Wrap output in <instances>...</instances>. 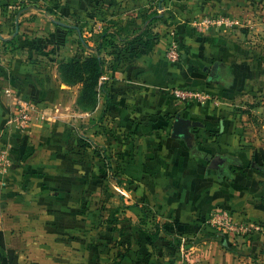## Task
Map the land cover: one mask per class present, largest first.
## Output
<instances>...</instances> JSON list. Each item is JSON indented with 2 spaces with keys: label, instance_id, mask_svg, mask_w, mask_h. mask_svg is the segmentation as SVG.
<instances>
[{
  "label": "crops",
  "instance_id": "crops-1",
  "mask_svg": "<svg viewBox=\"0 0 264 264\" xmlns=\"http://www.w3.org/2000/svg\"><path fill=\"white\" fill-rule=\"evenodd\" d=\"M21 1L0 2V133L6 128L11 161L0 177V264H29L34 254L45 259L39 254L62 241V202H79L86 190L98 194L99 171L114 172L116 158L126 185L115 188L123 222L132 228L120 264H250L248 238L264 236V168L253 162L264 164V151L242 146L225 107L241 78L251 77L250 65L226 31L196 32L190 24L199 16L234 12L237 0ZM154 11L161 19L150 25L152 36L124 46L118 62L105 54L97 104L78 108L81 85L62 82L57 69L73 60L65 46L70 35L76 46L85 39L88 46L78 47L85 57L104 26L132 23L134 30L140 27L129 32L132 39ZM172 43L176 61L165 55ZM214 62L220 73L212 81ZM226 75L231 81L223 86ZM174 87L209 98L178 100ZM106 95L109 108L102 113ZM30 103L35 108L22 127L18 114ZM177 114L196 122L188 128L190 146L171 135ZM99 120H106L104 135ZM96 141L106 147V167ZM215 210L246 219L249 237L204 224Z\"/></svg>",
  "mask_w": 264,
  "mask_h": 264
},
{
  "label": "rangeland",
  "instance_id": "rangeland-1",
  "mask_svg": "<svg viewBox=\"0 0 264 264\" xmlns=\"http://www.w3.org/2000/svg\"><path fill=\"white\" fill-rule=\"evenodd\" d=\"M224 15L234 21V25L225 30L226 35L236 45L243 47V61L249 63L251 70V77L241 78V87L237 93L232 98L227 97L225 106L229 111L227 116L230 115L233 119L239 142L243 147L264 151V0H237L235 11ZM70 36L65 45L69 51L68 58L76 59L81 54L75 45V35ZM59 52L61 58H67L63 56L62 48ZM218 76L213 78L216 79ZM230 81L231 77L227 75L223 77V86L228 85ZM75 88H72L71 96H74ZM100 122H104L101 126L104 135L107 130L106 120ZM111 130L109 128V131ZM96 142L95 148L99 146L98 150H103L98 155L100 166L106 167L110 164L109 155L104 151L106 147L104 142ZM83 160L88 164H95L94 159L89 157ZM260 161L253 158L256 168L261 166L264 168ZM114 165V172L106 174L99 171V179L103 183L97 190L98 194L93 192L91 197V190H86L79 202L68 204H64L65 200L62 202V241L53 243L49 254H39V257L47 255L45 259L37 258L34 254L36 258H32L29 264H118L126 254L130 240L128 234L132 228L123 222L124 207L118 201L120 193L115 188L121 189L126 185L123 183L126 179L119 159L116 158ZM249 234L250 232L242 235L247 239ZM54 236L56 235L52 234V239ZM55 238L57 239V236ZM250 240H252V248L248 249L250 264H264V236L259 234L255 238L249 237L248 241Z\"/></svg>",
  "mask_w": 264,
  "mask_h": 264
},
{
  "label": "trees",
  "instance_id": "trees-1",
  "mask_svg": "<svg viewBox=\"0 0 264 264\" xmlns=\"http://www.w3.org/2000/svg\"><path fill=\"white\" fill-rule=\"evenodd\" d=\"M156 11L150 12L143 19V29L140 34L135 38L128 39L129 32L133 33L138 31L140 27H136L134 30V24L129 23L124 26L112 23V25H106L100 32L95 34V49L91 54H87L85 57H79L71 61L60 62L57 66L59 77L62 82L68 85L80 84L81 88L76 98V105L83 111L92 110L98 101L99 83L101 76L104 74L106 60L105 54H114L116 62L120 60V56L123 53L124 46L132 45L135 43L137 37L152 36L150 25L160 20ZM69 32L73 29H68ZM82 32V30H81ZM78 47L85 49L88 44L80 38L77 39ZM109 108V99L106 95L102 113ZM204 223V220L202 221ZM120 264V261L118 262Z\"/></svg>",
  "mask_w": 264,
  "mask_h": 264
},
{
  "label": "built area",
  "instance_id": "built-area-1",
  "mask_svg": "<svg viewBox=\"0 0 264 264\" xmlns=\"http://www.w3.org/2000/svg\"><path fill=\"white\" fill-rule=\"evenodd\" d=\"M3 4L13 5L16 3L22 2L21 0H0ZM192 28L196 32H200L203 30H223L225 31L227 28L232 27L234 25V21L231 17L226 16L224 14L217 15H203L197 18H194L190 21ZM165 55L168 60L176 61L178 59V48L176 43H172L165 51ZM172 95L182 101H198L200 103H204L208 98V94L193 90V89H180L174 87L172 89ZM31 105H24L21 107V112L18 114V122L23 127L29 119L28 112L34 110L35 104L30 103ZM6 128L0 133V177L7 174L11 161L8 154V142L5 140ZM204 224H207L211 228L218 229L221 231H230L234 234L242 235L247 233L250 229L249 223L246 219H239L237 217L232 216L227 211L224 210H215L210 212L207 217L204 219Z\"/></svg>",
  "mask_w": 264,
  "mask_h": 264
},
{
  "label": "water",
  "instance_id": "water-1",
  "mask_svg": "<svg viewBox=\"0 0 264 264\" xmlns=\"http://www.w3.org/2000/svg\"><path fill=\"white\" fill-rule=\"evenodd\" d=\"M218 63L214 62L212 66V70L210 73V78L212 80H215L212 75V71L217 68ZM196 122H192L188 119L181 118L178 114L175 116V119L173 120L172 123V129H171V135L173 137H178L182 138L185 140V142L190 146L193 140L192 134L189 132V126H195ZM221 128H222V123H221Z\"/></svg>",
  "mask_w": 264,
  "mask_h": 264
},
{
  "label": "flooded vegetation",
  "instance_id": "flooded-vegetation-1",
  "mask_svg": "<svg viewBox=\"0 0 264 264\" xmlns=\"http://www.w3.org/2000/svg\"><path fill=\"white\" fill-rule=\"evenodd\" d=\"M219 73H220V70L218 69V67L215 68V69L212 71V75H213L214 77H217V76L219 75Z\"/></svg>",
  "mask_w": 264,
  "mask_h": 264
}]
</instances>
